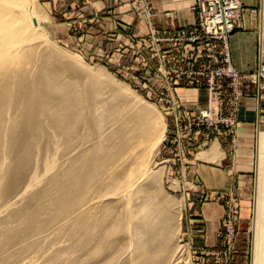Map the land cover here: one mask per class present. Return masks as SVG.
Masks as SVG:
<instances>
[{
    "label": "rangeland",
    "instance_id": "rangeland-1",
    "mask_svg": "<svg viewBox=\"0 0 264 264\" xmlns=\"http://www.w3.org/2000/svg\"><path fill=\"white\" fill-rule=\"evenodd\" d=\"M241 1L244 10L230 37L245 20L256 19L257 65L245 81L241 74L237 84L221 80L211 95L205 87L175 83L176 74H166L177 63L161 58L181 56L167 52L171 37L202 34L203 11L195 0V22L168 29L155 27L153 0H26L38 23L30 21V40L17 44L20 54L0 68L6 81L25 80L31 87L29 111L28 99L17 91L2 102L15 109L0 118V264H254L264 105L259 139L256 129L250 142L253 155L243 154L238 112L242 86L248 85L256 98L264 94L252 81L264 58V0L258 7ZM253 10L257 13L250 14ZM151 31L161 41L149 43ZM220 45L210 49L212 68L224 63ZM73 93L85 109L71 107L72 121L77 116L90 120L97 108L95 120L55 124L52 118L65 116ZM209 96L212 113L219 109L213 120L221 113L234 125H210L202 117ZM142 107L163 128L162 140L150 151L139 148V159H124L121 129L135 126ZM20 142L33 149L21 151ZM26 157L30 167L23 172L16 164ZM83 161L99 180L84 194L78 189L76 205L50 210L59 200V185L77 175ZM227 172L226 190L209 192L203 179L222 180ZM33 204L48 214L39 217L45 222L40 230L25 234L19 216L25 210L28 220ZM83 211L89 216L82 228Z\"/></svg>",
    "mask_w": 264,
    "mask_h": 264
},
{
    "label": "bare ground",
    "instance_id": "bare-ground-1",
    "mask_svg": "<svg viewBox=\"0 0 264 264\" xmlns=\"http://www.w3.org/2000/svg\"><path fill=\"white\" fill-rule=\"evenodd\" d=\"M28 7L29 6L26 0H0V68L6 66L11 61V59H13L14 57L20 54L22 50H20V48L18 47H17L18 50L16 49L17 44L19 43L22 44V43L29 41L30 39L28 38H30L33 35V31H32L33 27L30 21H33L35 23L34 25L36 26V24L38 23V19L34 13L29 11ZM262 38L264 39V32L262 34ZM230 41H231V37H230ZM12 48L15 51L11 50ZM262 60H264V58L261 57L260 61ZM238 74H239V79H240V73ZM3 75L4 74H1L0 72V118L4 119L5 112L8 109L13 111L14 107L8 106V108H5L2 102H4V100L15 91L19 92L21 96H24L25 98L28 99L26 110L29 111L30 103H31V99L29 98L31 87L28 81L19 80L17 83H11V82L6 81V77H2ZM78 96L79 95L77 94L74 95L73 93L72 105H70V107L65 111V116L63 118H60L57 115H55L52 118V121L55 124H60L62 126H69L73 122L84 123V122H89L90 120H95V115L98 113L97 108L95 110H91L92 113L90 114L92 115V118L90 120L85 121V119L82 116H77L76 118L78 119V121H72V118L70 117V111H69L71 107L73 110H75V108H78L79 110L85 109L84 106L80 104L82 102L79 101ZM56 107H59V106H56ZM212 107L213 105L210 107V111H212ZM137 113H138V117L140 118L139 120H137L135 126L128 127L127 125H124L123 129H121V132L123 134L120 135V140L118 142L120 144V147H122L125 150V154L122 157L124 159H127V158L131 159V157L132 159H139L138 153H137L138 149L139 148L141 149L140 150L141 153L150 151L148 149L152 147L155 148V145H157L158 142H161L162 136L164 134L163 128H161L158 125V122L154 121L153 119L154 114L152 111L148 110L145 107H142V108H139ZM31 120H32V117L30 115V112H28L26 116L24 117V124L28 126ZM90 124L93 125L94 122L92 121L90 122ZM75 135L77 136L79 134L76 133ZM259 135H260V142H259L260 146L259 147H261L260 149L262 148L264 149V132H261ZM18 148L23 152H30L29 150L33 149V145L31 143L22 144V142H20L18 145ZM260 158H261L260 164H259L260 169L258 172L260 174L258 178L259 181L257 182L258 183V186H257L258 187L257 189V198H258L257 215L258 217L256 220L257 225H256V236H255L254 264H264V153L263 152H261ZM100 160L101 158L99 159V161ZM89 166L87 165L86 162L84 161L81 162L79 165V173L77 175L70 174L67 177V184L59 185L58 187V194L60 196L59 200H56L55 202H53L52 206L49 208L50 210H53L54 207L57 206L59 210L65 211L69 207L76 205L77 201L80 202V200H76V196L74 195L75 193H79L78 189L80 188L82 190L80 191V193L84 194L83 192L85 190L86 191L89 190L90 187H92V184H95L97 182L95 180H99V179H95L96 177L90 172ZM16 167L20 171L25 172L27 168L30 167L29 157H26V162L17 163ZM33 200H40V197L34 196ZM92 202L93 200L88 201L87 202L88 204H86L87 205L86 207H88L89 203H92ZM30 209H31V215L29 216L28 220L23 219V217H25L24 215L25 210H22L19 216V218L24 221L23 230L25 234L30 230L31 231L38 230V229L40 230L41 227L44 226L45 222L40 223L39 217L41 219L42 215L48 214V211L47 213H44L45 209L36 211V206L34 204L30 206ZM47 210H48V207H47ZM88 212L89 211L87 212L83 211L81 212V214H79L80 216H79L78 222L80 223V226H82V228L87 227L88 216H89ZM45 218L48 219L47 216ZM97 245H98V241H97ZM97 245L96 247H98Z\"/></svg>",
    "mask_w": 264,
    "mask_h": 264
},
{
    "label": "built area",
    "instance_id": "built-area-1",
    "mask_svg": "<svg viewBox=\"0 0 264 264\" xmlns=\"http://www.w3.org/2000/svg\"><path fill=\"white\" fill-rule=\"evenodd\" d=\"M202 8L203 16L200 19L199 27L202 34H192L188 37L185 32L180 33L177 37H171L169 40L172 42V48L167 52L176 51L181 56H174L171 59H166L162 54L161 58L165 64L177 63L176 67L173 66V71L167 72L166 76L172 72L176 74L175 83L182 84L187 82L191 86L202 87L213 94L217 88V84L225 78L232 79L235 84L239 83V72L232 64L231 52L229 49L230 36L239 25L241 15L243 13V4L241 0H195V5ZM148 16L150 13L144 12ZM257 13L253 10L252 13ZM149 43H158L161 41L155 32H148ZM189 42L188 44H183ZM220 51L225 54L224 63H220L216 68H212L210 60V49L218 44ZM159 46V44H158ZM166 54V53H165ZM191 56H190V55ZM221 54V53H220ZM214 60H218L215 56ZM214 67V66H213ZM252 81L256 85L257 90L260 92L264 90V60L260 61L259 66L252 75ZM236 92L237 89H236ZM208 106L203 109L202 117L206 120L210 119V125H218L223 122L227 125H234L235 120L232 118H223L220 113V118L216 121L213 120L218 114L210 111V96L207 101ZM219 108V104L217 102ZM222 120V121H221Z\"/></svg>",
    "mask_w": 264,
    "mask_h": 264
},
{
    "label": "crops",
    "instance_id": "crops-1",
    "mask_svg": "<svg viewBox=\"0 0 264 264\" xmlns=\"http://www.w3.org/2000/svg\"><path fill=\"white\" fill-rule=\"evenodd\" d=\"M243 2L248 6L255 7H258V5L260 4V0H243ZM153 3H155L154 24L157 28L168 29L173 26H190L195 22V16L191 9L193 0H153ZM123 17L126 18L128 16L124 15ZM257 24L258 23L256 19H254V17L252 21L245 20L244 28L235 32L231 37V51L233 55V62L239 69L243 81L247 79L249 73L253 71L257 65ZM260 24L261 20L259 22V25ZM263 100L264 94L261 93L260 99L256 98V92L252 93V90L248 87V85L242 86L241 104L239 107L238 118L240 124L243 125V131L240 128L242 132V134H240L242 136L244 133V137L242 136V142L245 146V151H243V154H246V156L253 155V151L250 150L253 143L251 145L250 142L251 140H253L254 131H256L257 129V138L258 132L262 131L260 129V105H264ZM259 101H261V103ZM215 151L216 148L214 149V152ZM246 163L251 164V161L247 159ZM245 171L248 172L249 170ZM227 175H229L228 172L227 174H225V176L222 174V180L218 181H216L214 178L209 179L206 176L203 181L207 190L209 192L210 190L211 192H220V190H222L223 192L224 190H226L228 185ZM222 210L224 214L223 207Z\"/></svg>",
    "mask_w": 264,
    "mask_h": 264
}]
</instances>
